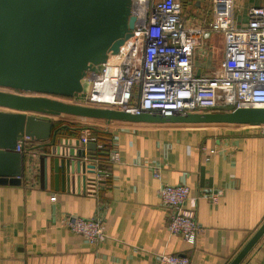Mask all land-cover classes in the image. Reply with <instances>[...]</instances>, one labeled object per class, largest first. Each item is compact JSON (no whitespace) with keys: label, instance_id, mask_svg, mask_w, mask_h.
Masks as SVG:
<instances>
[{"label":"crops","instance_id":"crops-1","mask_svg":"<svg viewBox=\"0 0 264 264\" xmlns=\"http://www.w3.org/2000/svg\"><path fill=\"white\" fill-rule=\"evenodd\" d=\"M232 2L238 29L247 26L250 9L264 8V0ZM202 8L201 19L208 23L210 2ZM212 37L196 51L197 75L210 76L219 67L208 71ZM45 119L76 123L83 130L58 133L55 144L43 148L29 140L20 184L0 185V264H160V254L186 257L190 264H230L264 222L259 126ZM85 130L109 139L108 156L98 155L95 143L92 160L85 159L94 166V172L86 170V181H103L100 189L78 183L70 173L63 184L60 178L55 182L54 147L66 150V140L75 147ZM112 153L117 162H108ZM154 167L160 168L159 179L153 177ZM161 184L188 188L186 207L201 227L193 245L169 235L168 211L158 197ZM69 218L101 220L104 238L86 242L68 230ZM239 264H264V234Z\"/></svg>","mask_w":264,"mask_h":264},{"label":"water","instance_id":"water-1","mask_svg":"<svg viewBox=\"0 0 264 264\" xmlns=\"http://www.w3.org/2000/svg\"><path fill=\"white\" fill-rule=\"evenodd\" d=\"M207 0H188V4ZM135 19L130 0H0V185L20 184L27 144L24 138L53 146L57 132L45 117L150 124L264 125V107L225 113L132 115L119 110L65 103L82 93L87 72L102 71L108 55H117L131 37ZM75 133V132H74ZM50 141V142H48ZM63 140H58L62 144ZM45 143V144H43ZM67 149L54 147L55 182L69 173L82 185L85 173L94 172L90 152L96 144ZM19 144L20 152H15ZM69 147V148H68ZM84 159V160H83ZM60 174V175H59ZM100 174V173H98ZM77 175V176H76ZM264 234V222L230 264H239Z\"/></svg>","mask_w":264,"mask_h":264},{"label":"built area","instance_id":"built-area-1","mask_svg":"<svg viewBox=\"0 0 264 264\" xmlns=\"http://www.w3.org/2000/svg\"><path fill=\"white\" fill-rule=\"evenodd\" d=\"M209 2L211 20L188 25L183 0H130V16L135 19L131 37L117 55H108L102 71L86 73L82 93L71 99L72 104L160 116L264 107V8L250 9L247 26L238 29L232 0ZM218 33L224 39L222 61L210 76L197 75L193 68L196 51L206 38ZM112 56L117 59L109 63ZM98 87L103 88L101 98L96 97ZM259 128L264 136V125ZM29 140L24 138L26 144ZM78 141L86 145L96 143V138L85 130ZM15 152H20L19 144ZM117 161V154H110L108 162ZM152 174L159 179L160 168L154 167ZM103 184L92 181L98 189ZM158 197L168 211L169 235L193 245L201 227L192 208L186 207L188 188L161 184ZM208 198L215 200L214 195ZM66 226L90 244L104 238L102 222L96 218H69ZM157 259L160 264H190L188 258L173 255L160 254Z\"/></svg>","mask_w":264,"mask_h":264},{"label":"rangeland","instance_id":"rangeland-1","mask_svg":"<svg viewBox=\"0 0 264 264\" xmlns=\"http://www.w3.org/2000/svg\"><path fill=\"white\" fill-rule=\"evenodd\" d=\"M188 0H185L183 8V16L188 18L191 22L204 24V20H202V16H200L199 12H202L204 4L207 5L209 0L201 2V3H194L192 5H187ZM223 37L219 34H213V37L210 40L211 46V56H213V60L208 61L210 63L209 72L211 69H215L221 63L222 59V51H223ZM208 64V63H207ZM7 92V91H6ZM51 98V97H50Z\"/></svg>","mask_w":264,"mask_h":264},{"label":"trees","instance_id":"trees-1","mask_svg":"<svg viewBox=\"0 0 264 264\" xmlns=\"http://www.w3.org/2000/svg\"><path fill=\"white\" fill-rule=\"evenodd\" d=\"M183 2H185V0H183ZM183 6H184V3H183ZM59 99H61L62 102L71 103L70 99H66V98H59ZM81 130H83V128H81L76 123L66 124L65 122H61V121L52 123V132H57V134L62 133V135H64L63 132H68V134L72 136L76 134V131H81ZM93 131L92 130L90 131L91 135L96 138V143L102 147L100 150H98L100 151L98 155L101 154V156H108L109 146H110L109 139H107V136H100L97 134L96 131L94 132Z\"/></svg>","mask_w":264,"mask_h":264},{"label":"bare ground","instance_id":"bare-ground-1","mask_svg":"<svg viewBox=\"0 0 264 264\" xmlns=\"http://www.w3.org/2000/svg\"><path fill=\"white\" fill-rule=\"evenodd\" d=\"M115 59H117V57H115V56H112L110 59H109V63H114L116 60ZM112 70H111V68H110V70L108 71V73H110ZM105 87V86H104ZM102 87H98L97 89H96V91H97V95H96V97H98V98H101V96H102V94H101V91H102Z\"/></svg>","mask_w":264,"mask_h":264},{"label":"flooded vegetation","instance_id":"flooded-vegetation-1","mask_svg":"<svg viewBox=\"0 0 264 264\" xmlns=\"http://www.w3.org/2000/svg\"><path fill=\"white\" fill-rule=\"evenodd\" d=\"M0 91H7V92H10V93H14V94H21L22 95V93H20V92H13V91H11V90H5V89H0ZM25 95V94H24ZM52 99H55V100H61V99H59V98H54V97H51Z\"/></svg>","mask_w":264,"mask_h":264}]
</instances>
